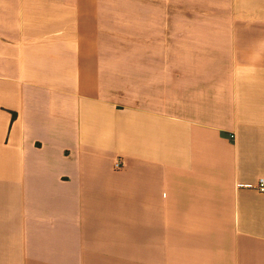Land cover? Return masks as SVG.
I'll return each mask as SVG.
<instances>
[{"label": "crops", "instance_id": "obj_1", "mask_svg": "<svg viewBox=\"0 0 264 264\" xmlns=\"http://www.w3.org/2000/svg\"><path fill=\"white\" fill-rule=\"evenodd\" d=\"M262 177L264 0H0V264H264Z\"/></svg>", "mask_w": 264, "mask_h": 264}, {"label": "built area", "instance_id": "obj_2", "mask_svg": "<svg viewBox=\"0 0 264 264\" xmlns=\"http://www.w3.org/2000/svg\"><path fill=\"white\" fill-rule=\"evenodd\" d=\"M115 169H122L124 167V162L121 158H118L114 164ZM257 190L264 193V177L260 178L257 185Z\"/></svg>", "mask_w": 264, "mask_h": 264}]
</instances>
